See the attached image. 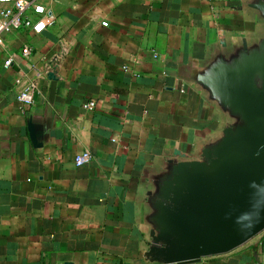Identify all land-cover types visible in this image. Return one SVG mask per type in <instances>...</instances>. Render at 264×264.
I'll return each instance as SVG.
<instances>
[{
	"label": "crops",
	"instance_id": "obj_1",
	"mask_svg": "<svg viewBox=\"0 0 264 264\" xmlns=\"http://www.w3.org/2000/svg\"><path fill=\"white\" fill-rule=\"evenodd\" d=\"M40 1L52 25L0 36V264H153L148 174L222 124L184 75L261 26L243 0ZM32 65L41 77L26 105L16 78L35 77ZM195 264H264V232Z\"/></svg>",
	"mask_w": 264,
	"mask_h": 264
},
{
	"label": "water",
	"instance_id": "obj_2",
	"mask_svg": "<svg viewBox=\"0 0 264 264\" xmlns=\"http://www.w3.org/2000/svg\"><path fill=\"white\" fill-rule=\"evenodd\" d=\"M243 5L260 30L217 44L184 75L222 124L196 154H169L149 172L147 262L199 263L264 232V0Z\"/></svg>",
	"mask_w": 264,
	"mask_h": 264
},
{
	"label": "built area",
	"instance_id": "obj_3",
	"mask_svg": "<svg viewBox=\"0 0 264 264\" xmlns=\"http://www.w3.org/2000/svg\"><path fill=\"white\" fill-rule=\"evenodd\" d=\"M54 23L52 11L47 8L40 0H0V36L23 28H32L40 24L47 27ZM103 24H107L103 22ZM1 41V39H0ZM32 47L26 45L22 49V55L30 60ZM14 62L12 54L7 55L4 62L6 67H10ZM35 72V77L25 78L22 75L16 78V87H18L17 98L26 105H32L36 93L38 92V80L41 77V71L38 66L31 67ZM94 101L86 103V108L93 109ZM116 141V138H113ZM92 158L89 150H85L75 157L76 165H83L90 162Z\"/></svg>",
	"mask_w": 264,
	"mask_h": 264
}]
</instances>
